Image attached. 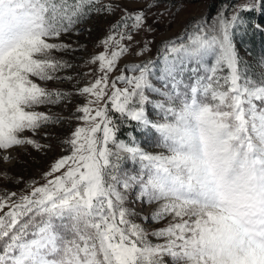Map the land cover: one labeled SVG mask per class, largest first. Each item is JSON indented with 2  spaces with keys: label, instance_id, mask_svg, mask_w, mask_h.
I'll use <instances>...</instances> for the list:
<instances>
[{
  "label": "snow or ice",
  "instance_id": "obj_1",
  "mask_svg": "<svg viewBox=\"0 0 264 264\" xmlns=\"http://www.w3.org/2000/svg\"><path fill=\"white\" fill-rule=\"evenodd\" d=\"M134 2L144 6L120 9L89 61L99 74L74 93L86 99L67 154L43 186L0 195V264H264V55H241L245 37L264 33L255 23L264 0H220L210 29L193 22L178 44L163 43L159 60L110 80L172 0ZM117 8L118 0H0V163L21 146L40 150L23 133L62 122L34 110L68 99L37 83L71 79L57 73L72 65L52 53L76 49L50 41ZM146 132L161 153L137 145ZM133 202L155 207L136 223Z\"/></svg>",
  "mask_w": 264,
  "mask_h": 264
},
{
  "label": "rangeland",
  "instance_id": "obj_2",
  "mask_svg": "<svg viewBox=\"0 0 264 264\" xmlns=\"http://www.w3.org/2000/svg\"><path fill=\"white\" fill-rule=\"evenodd\" d=\"M118 2L119 8L113 15L106 18L93 15L82 24L76 25L77 28L83 29L79 35L69 33L63 35L59 40L50 41L64 43L70 49H76V51L52 53L53 58L63 59L72 65L70 69L57 73L59 76L71 77V79H65L64 82L54 80L50 82L37 81V83L50 91L60 90L68 94V99L56 106H42L34 110L47 113L62 122L42 127L35 134L31 132L23 133L24 137L33 139L37 145L41 146L40 150H34L27 145L21 146L11 152V162L0 163V195H3L6 189H10L19 196L20 194H28L31 191L29 186H43L47 182L45 174L49 171L51 165L58 158L67 154L63 141L78 126V121L73 118V113H75L77 106L84 105L86 99V97L78 96L74 93L77 89L90 85L99 74L97 72L98 64L90 63V59L104 51L103 47L99 46L100 41L107 35L110 25L123 15L121 8L132 12L144 6L142 3L134 2V0L133 2L118 0ZM241 2L242 0H234L235 4ZM168 7L169 11L156 21L154 25L156 30L154 32L147 34L142 32L134 37L136 43L126 55L119 59L116 71L109 76L110 80L119 76L121 74L120 69H124L126 66L138 64L142 61L159 60L161 55L159 49L163 43L175 41L178 44L186 31H192L193 22L204 20L206 28L210 29L216 13L221 8V3L219 0H172ZM162 11L163 5L160 8L153 9L148 23L152 24L155 14ZM145 39L153 42L150 50L143 55L137 56L136 53L141 50L140 45ZM241 54H244L243 48ZM118 86L123 87V85ZM93 107L96 106L93 105ZM76 115H79V113H76ZM137 134L139 135L137 145L141 146L146 152L156 154L163 151V149L156 146V137L153 140L150 139L154 133ZM118 135L123 138V131L118 133ZM141 135H144V137ZM142 139H147L148 142ZM5 174L22 182L14 181L9 183L6 179H3ZM126 207L134 209L137 215L133 219L136 223H140V215L148 216L155 205L142 206L140 203L133 202L127 204ZM144 226L151 231V227L146 223ZM158 226L155 225L154 227ZM149 239L151 240L152 237H149Z\"/></svg>",
  "mask_w": 264,
  "mask_h": 264
},
{
  "label": "trees",
  "instance_id": "obj_3",
  "mask_svg": "<svg viewBox=\"0 0 264 264\" xmlns=\"http://www.w3.org/2000/svg\"><path fill=\"white\" fill-rule=\"evenodd\" d=\"M220 1V0H219ZM263 19V20H262ZM255 23L260 24L264 27V16H257L255 18ZM263 24V25H262ZM244 54L246 60H251L253 57L259 58L261 55H264V33H261L257 30L255 35H250L249 37H245V42L243 43ZM247 53V55H245ZM144 137V135H141ZM139 135L137 134V138ZM155 134L151 135L150 139L153 140L155 138ZM146 142L147 139H142Z\"/></svg>",
  "mask_w": 264,
  "mask_h": 264
}]
</instances>
